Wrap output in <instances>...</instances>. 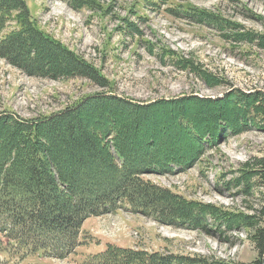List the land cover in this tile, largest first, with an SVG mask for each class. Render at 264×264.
<instances>
[{
  "label": "rangeland",
  "instance_id": "obj_1",
  "mask_svg": "<svg viewBox=\"0 0 264 264\" xmlns=\"http://www.w3.org/2000/svg\"><path fill=\"white\" fill-rule=\"evenodd\" d=\"M25 2L39 31L91 65L96 77L30 76L0 57V114L47 118L102 95L143 105L218 100L233 91L264 95V0ZM196 107L186 101L180 109ZM256 123L235 135L227 131L226 140L205 150L192 168L143 179L188 200L253 218L259 226L241 222L229 230L207 219L206 228L193 229L120 209L91 218L66 260L0 233V264H87L107 243L208 264L263 262L256 232L264 226V187L255 174L257 161L264 160V119Z\"/></svg>",
  "mask_w": 264,
  "mask_h": 264
},
{
  "label": "trees",
  "instance_id": "obj_2",
  "mask_svg": "<svg viewBox=\"0 0 264 264\" xmlns=\"http://www.w3.org/2000/svg\"><path fill=\"white\" fill-rule=\"evenodd\" d=\"M27 7L25 0H0V57L30 76L95 79L91 65L39 31ZM186 101L196 109L181 110ZM207 107L210 114L205 116ZM258 117L264 119V95L240 91L218 100L194 97L149 105L114 95L91 96L55 116L34 120L2 113L0 233L24 247L47 251L52 259L66 260L78 248L88 218L120 209L193 229L206 228L207 219L229 230L241 222L247 228L259 226L253 218L188 200L143 179L192 168L205 150L226 140L227 131L238 134L257 124ZM257 162L255 175L264 187V160ZM261 213L264 218V209ZM261 228L256 240L263 255ZM106 246L87 264H208Z\"/></svg>",
  "mask_w": 264,
  "mask_h": 264
},
{
  "label": "crops",
  "instance_id": "obj_3",
  "mask_svg": "<svg viewBox=\"0 0 264 264\" xmlns=\"http://www.w3.org/2000/svg\"><path fill=\"white\" fill-rule=\"evenodd\" d=\"M93 219H94V218H93ZM88 221H91V220L88 219V220L86 221V223H87ZM86 223H85V224H86ZM85 224H84V226H85ZM101 250H103V248H102ZM101 250H100V251H101Z\"/></svg>",
  "mask_w": 264,
  "mask_h": 264
},
{
  "label": "water",
  "instance_id": "obj_4",
  "mask_svg": "<svg viewBox=\"0 0 264 264\" xmlns=\"http://www.w3.org/2000/svg\"><path fill=\"white\" fill-rule=\"evenodd\" d=\"M262 263L264 264V257H263V262Z\"/></svg>",
  "mask_w": 264,
  "mask_h": 264
}]
</instances>
